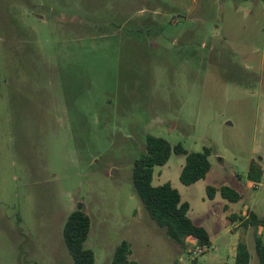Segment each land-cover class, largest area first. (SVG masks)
<instances>
[{
	"label": "rangeland",
	"instance_id": "obj_1",
	"mask_svg": "<svg viewBox=\"0 0 264 264\" xmlns=\"http://www.w3.org/2000/svg\"><path fill=\"white\" fill-rule=\"evenodd\" d=\"M149 135L212 150L205 180L183 185L173 153L153 182L190 204L211 238L202 252L172 241L135 192ZM252 163L264 173V0H0V264H74L63 230L78 210L95 264L124 241L140 264H235L245 241L258 264ZM208 186L243 199L211 200Z\"/></svg>",
	"mask_w": 264,
	"mask_h": 264
},
{
	"label": "trees",
	"instance_id": "obj_2",
	"mask_svg": "<svg viewBox=\"0 0 264 264\" xmlns=\"http://www.w3.org/2000/svg\"><path fill=\"white\" fill-rule=\"evenodd\" d=\"M186 156V163L182 169L180 180L183 185L191 186L205 180L212 170L210 157L212 150L205 148L202 152L189 153L181 144L175 147L168 140L149 135L146 140L145 153L135 162L133 167V186L142 205L156 224L166 230L167 236L177 244L185 246L187 241H193L200 248L210 247L211 238L207 229L193 222L189 216L190 204L183 201L180 192L171 184L155 186L154 176L157 167L165 166L172 154ZM264 177L263 169L256 163L250 166L248 180L261 183ZM209 199L213 200L219 193L231 204H237L243 196L236 189L229 186L215 188L208 186ZM227 210V206L225 207ZM233 223L237 216L229 218ZM248 228L251 225L264 227V218L259 219L251 213L248 220H244ZM91 218L83 210L69 215L63 230V239L74 264H95V253L86 248L91 232ZM256 252L258 264H264V240L256 238ZM131 245L124 241L116 249L112 264H140L131 259ZM251 253L245 241L237 246L235 264H250Z\"/></svg>",
	"mask_w": 264,
	"mask_h": 264
},
{
	"label": "crops",
	"instance_id": "obj_3",
	"mask_svg": "<svg viewBox=\"0 0 264 264\" xmlns=\"http://www.w3.org/2000/svg\"><path fill=\"white\" fill-rule=\"evenodd\" d=\"M234 189H235V188H234ZM236 190H237V189H236ZM237 191H238V190H237ZM238 192H239V191H238ZM218 194H219V193H218ZM218 194H217V195H218ZM226 205H227L228 207H230V204L226 203ZM226 205H225V206H226ZM251 210H252V209H251ZM255 213H256V212H255ZM256 215H259V214L256 213ZM233 224H235V223H233Z\"/></svg>",
	"mask_w": 264,
	"mask_h": 264
},
{
	"label": "built area",
	"instance_id": "obj_4",
	"mask_svg": "<svg viewBox=\"0 0 264 264\" xmlns=\"http://www.w3.org/2000/svg\"><path fill=\"white\" fill-rule=\"evenodd\" d=\"M204 248H206V247H204ZM197 249L200 251V252H202L203 250V248H200V247H197Z\"/></svg>",
	"mask_w": 264,
	"mask_h": 264
},
{
	"label": "water",
	"instance_id": "obj_5",
	"mask_svg": "<svg viewBox=\"0 0 264 264\" xmlns=\"http://www.w3.org/2000/svg\"><path fill=\"white\" fill-rule=\"evenodd\" d=\"M81 208V207H80Z\"/></svg>",
	"mask_w": 264,
	"mask_h": 264
}]
</instances>
